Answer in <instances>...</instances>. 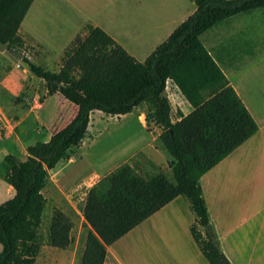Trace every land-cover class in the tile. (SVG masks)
Listing matches in <instances>:
<instances>
[{
    "label": "trees",
    "instance_id": "obj_1",
    "mask_svg": "<svg viewBox=\"0 0 264 264\" xmlns=\"http://www.w3.org/2000/svg\"><path fill=\"white\" fill-rule=\"evenodd\" d=\"M36 0H0V43L23 52L21 26ZM196 12L182 23L144 63L129 54L102 28L86 25L66 50L60 72L24 61L41 79L49 96L59 95L78 108L73 121L48 142L28 148L25 161L8 155L6 183L15 192L0 204V264H36L42 241L39 229L47 205L43 191L50 172L81 147L92 113L121 117L148 106L162 133L157 143L170 156L175 182L160 173L148 178L129 164L118 167L87 193L82 214L91 227L82 264H104L107 248L179 197L196 222L194 240L210 264H232L217 239L210 237V214L202 178L254 137L259 126L202 37L214 28L253 11L264 0H191ZM192 107L173 120L168 84ZM74 224L60 210L53 214L48 244L66 250ZM219 244V243H218Z\"/></svg>",
    "mask_w": 264,
    "mask_h": 264
},
{
    "label": "rangeland",
    "instance_id": "obj_2",
    "mask_svg": "<svg viewBox=\"0 0 264 264\" xmlns=\"http://www.w3.org/2000/svg\"><path fill=\"white\" fill-rule=\"evenodd\" d=\"M59 2L55 0L54 6L48 5L44 9L45 13H39L35 9L25 27L31 25L34 35L42 40L48 34H58L62 44L67 46L48 50L45 42L29 40L25 42L26 48L21 52L24 58L47 67L54 73L62 69L64 54L71 46L68 43L71 34L68 23L74 17L73 10ZM79 2L83 4V0ZM187 3L192 5L189 0ZM122 6V0H116L114 9H108L107 4L99 0L86 15L122 37ZM135 6L138 9V5ZM134 8H131V16ZM136 12L139 13V10ZM202 41L215 57L222 58L223 64L232 65L230 68L224 65L222 69L249 106L252 107L254 101H264V10L242 14L214 28L202 37ZM131 42L138 48L144 41ZM34 46L43 50H37ZM249 51L252 55L245 57ZM244 57L246 59L243 61L236 62ZM169 98L174 122L181 118L180 111H191V106L181 97L169 92ZM0 106L9 127L0 143V190L3 197L0 204H3L9 198L6 194L8 184L5 177L10 168L5 162L6 155L25 161L29 156L27 149L38 143L48 142L53 134L66 128L75 118L78 108L59 95L49 96L41 79L26 69H20L2 52ZM161 133V129L153 122L148 106L121 117L107 116L98 111L92 113L87 138L81 147L72 150L69 157L51 173V180L43 191L47 205L39 229L43 245L36 264L64 263L65 252L48 244L54 212L60 210L69 216L75 224L72 237L75 240L80 238L85 194L119 166L130 164L145 178L164 173L171 182H175L168 165L171 158L157 143ZM104 164L112 167L105 166L106 168L101 169Z\"/></svg>",
    "mask_w": 264,
    "mask_h": 264
},
{
    "label": "crops",
    "instance_id": "obj_3",
    "mask_svg": "<svg viewBox=\"0 0 264 264\" xmlns=\"http://www.w3.org/2000/svg\"><path fill=\"white\" fill-rule=\"evenodd\" d=\"M59 1L72 9L74 13V17L69 19L68 23L71 33L68 43L71 44L78 35H85V27L90 23L102 28L141 63H144L157 47L166 42L174 31L197 10L195 2L191 0H189L192 2L191 6L188 5L187 0H122L124 30L123 36L120 37L111 28L98 24L86 15L99 0H83V4L79 0ZM101 1L107 4L108 9H114L116 6V0ZM54 2L55 0L34 2L20 29L24 42L29 40L45 42L47 47L44 46L48 50L67 46L62 44L58 34H48L42 40L34 35L31 25L25 27L35 9L39 13H45L44 9L48 5L54 6ZM92 3L93 5H90ZM135 5H138V9L134 8ZM132 7L134 11L131 16ZM136 10H139V13ZM132 40L144 42H139L140 46L137 48L131 42ZM34 48L43 50L38 46ZM249 55H252L251 51L245 57ZM245 57L236 62L243 61ZM214 58L218 60L221 68L226 65L223 64L222 58L215 56ZM230 66L232 65L224 67L230 68ZM229 82L256 120L259 131L207 173L202 178L201 185L214 236L228 260L232 264H264V107H261L264 101H254L252 107L249 106L238 88L230 80ZM168 91L185 100L170 83ZM192 110L191 107V111L182 113L187 116ZM105 166L108 165L104 164L100 168L104 169ZM6 194L9 195L6 201L15 195L13 188L9 185L6 188ZM86 197L87 193L83 199L84 202ZM1 199L3 197L0 190V201ZM81 218L80 238L75 240L72 237L73 244L70 248L63 250L65 252L63 264H82L91 227L86 223L83 214ZM195 222L196 216L190 204L185 198L179 197L109 246L104 264H210L192 235L191 227ZM74 229L75 224L72 234Z\"/></svg>",
    "mask_w": 264,
    "mask_h": 264
},
{
    "label": "water",
    "instance_id": "obj_4",
    "mask_svg": "<svg viewBox=\"0 0 264 264\" xmlns=\"http://www.w3.org/2000/svg\"><path fill=\"white\" fill-rule=\"evenodd\" d=\"M0 52L6 53L18 65V67L20 69H22V70L26 69V70L30 71V69H31L30 65L27 62L23 61L24 55L22 53L17 52V51L9 52L7 50V46L5 44H2V43H0ZM207 231H208L210 237H214V231H213L211 226H209L207 228ZM216 247H220V245L217 243Z\"/></svg>",
    "mask_w": 264,
    "mask_h": 264
},
{
    "label": "built area",
    "instance_id": "obj_5",
    "mask_svg": "<svg viewBox=\"0 0 264 264\" xmlns=\"http://www.w3.org/2000/svg\"><path fill=\"white\" fill-rule=\"evenodd\" d=\"M9 131L8 120L0 106V143L4 140L5 135Z\"/></svg>",
    "mask_w": 264,
    "mask_h": 264
},
{
    "label": "bare ground",
    "instance_id": "obj_6",
    "mask_svg": "<svg viewBox=\"0 0 264 264\" xmlns=\"http://www.w3.org/2000/svg\"><path fill=\"white\" fill-rule=\"evenodd\" d=\"M142 121H143V119H142Z\"/></svg>",
    "mask_w": 264,
    "mask_h": 264
}]
</instances>
